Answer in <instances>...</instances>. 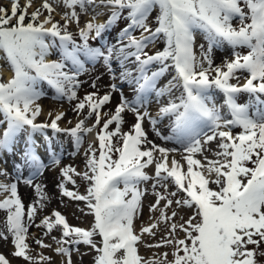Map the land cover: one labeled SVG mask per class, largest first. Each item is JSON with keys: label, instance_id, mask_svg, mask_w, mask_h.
I'll return each instance as SVG.
<instances>
[{"label": "snow or ice", "instance_id": "6c2138e0", "mask_svg": "<svg viewBox=\"0 0 264 264\" xmlns=\"http://www.w3.org/2000/svg\"><path fill=\"white\" fill-rule=\"evenodd\" d=\"M33 2L21 5V0H11L10 7L0 6V59L11 71L7 80L0 75V155L19 157L14 165L16 179L0 182V211L6 213L0 239L11 237L13 254L27 264H50L52 259L43 253L31 255L28 243L29 227L46 199L41 185L33 184L34 177L48 167L37 150V134L45 137V155L51 163L61 162L52 147L53 137L47 135L51 129L69 134L77 148L84 133L95 132V141L84 153L86 170L63 167L64 182L58 185L62 196L86 203L94 223L89 229L72 226L54 211L35 225L44 227L45 235L54 229L61 232L59 239L53 237L54 251L66 257L65 264H72V246L81 244L95 253L93 264H264V0H42L30 12ZM61 7L62 13L57 11ZM157 7L158 26L152 28L148 18ZM89 9L94 15L79 26L80 14ZM101 9L110 13L104 23L96 22ZM125 10L129 23L115 43H108L104 34ZM72 24L79 26V41L69 30ZM198 34L207 45H199V56L195 51ZM158 39L164 40L165 47L149 54L146 49ZM97 40L103 42L93 47L90 41ZM225 44L232 49L231 58L217 65L214 50ZM245 47L247 54L237 51ZM100 61L113 80L132 88L131 100L116 83L102 96L98 92L78 96L86 62ZM169 73L174 74L160 86ZM43 82L55 90L56 98L77 101L73 110L84 119L74 127L61 128L65 113L49 112L48 120L38 123ZM91 86L96 87L95 81ZM214 90L223 94V105L216 104ZM116 91L121 93L120 103L114 112H103ZM241 94H247V102H238ZM153 97L158 105L155 116L146 107ZM225 106L226 114L222 113ZM125 112L135 119L128 131H123ZM93 118V125L86 126ZM165 118L170 134L158 127ZM146 120L160 140L180 147L150 140L143 126ZM234 128L241 131L234 134ZM26 167L31 173L28 178L24 177ZM149 167L154 175L146 171ZM74 176L86 182V194L65 186L66 182L76 184ZM22 179L39 197L27 212L19 194ZM148 181H153L156 196L149 211H159V216L150 217L153 222L137 231L135 221L142 215V198L147 193L140 185ZM169 185L175 191L169 192ZM173 205L190 209L191 215L186 220L180 217L178 223ZM162 223L167 234L146 246L171 247L172 259L168 252L145 258L138 245L145 234L155 237ZM35 244L52 247L41 239ZM0 264L10 261L0 254Z\"/></svg>", "mask_w": 264, "mask_h": 264}, {"label": "rangeland", "instance_id": "374dc122", "mask_svg": "<svg viewBox=\"0 0 264 264\" xmlns=\"http://www.w3.org/2000/svg\"><path fill=\"white\" fill-rule=\"evenodd\" d=\"M36 3L32 6V8L29 9V11H34L37 7L40 6L41 4V0H34ZM26 2V0H21V5H23ZM50 2H53V0H50ZM10 3L11 0H0V6L3 7H10ZM60 9V10H58ZM57 11L58 12H63L64 9L58 8ZM79 10V9H78ZM102 12L104 13V16L106 18L105 21H107L108 16L110 15V13L107 10H103L101 9ZM90 12V10L88 11V13ZM159 9L158 7L155 8L152 13L150 14L149 18H148V23L151 25L152 28H155L157 25L156 23V18L158 15ZM47 14V13H45ZM80 14V25L79 26H83L85 24V22L89 19H87V15H83ZM127 17V10L124 11L123 15L121 16V19L118 21V24L114 27L115 30H113V27L107 31L104 34V40H106L108 43H115L117 36L119 34V32L121 31V29H123L128 23V19ZM55 19L56 20H60L61 16L59 15H55ZM83 19V20H82ZM61 23H63V21H61ZM233 25L234 26H239V22L238 19H234L233 20ZM76 24H72L69 27V30L74 34L75 38L77 39V41H79V36L75 32H78V27ZM136 36L140 35V31L136 30L134 33ZM103 41L97 40V41H90V44L95 47L97 45H99L100 43H102ZM201 43H205L203 39V36L198 34L197 35V39H196V47H195V51L197 56H199L200 54V49H199V45ZM165 47V43L163 39H158L155 44L153 46H149L148 49H146L149 54H154L156 51L162 50ZM237 51L241 52V54H247V52L249 51V49L245 48H239L237 49ZM231 54H232V49L230 46H228L227 44H225L223 47L214 50V61L217 65L221 64V62L223 61V59L225 57L227 58H231ZM3 56V53H0V57ZM55 59H57V56H54ZM4 60L0 59V65H3ZM6 64V63H5ZM114 67H117L114 64ZM118 68H117V74H118ZM1 74V73H0ZM174 73H169L166 74L165 77H163L160 81H159V85L162 86L163 84L167 83V81L169 79H171V75H173ZM2 78L5 80H7V78L3 75ZM243 75H247V73H244ZM79 80L82 82L79 89H78V96L80 98H83L87 93L90 92H98L101 96L104 95L106 92L110 91V85L112 83H116L118 87H122L123 88V94L125 96H127L130 100L134 97V92L132 90L131 87L127 86L126 84H123L119 79L113 80L111 78V75L108 71V69L103 65V62H86V71H84L83 73H81V75L79 76ZM93 81H95L96 83V87L93 88L91 85L93 83ZM233 83H236V80L232 81ZM241 83H243V80L241 79L240 81ZM41 91L43 92V96L41 97V99L37 102L42 109H49V111L55 110L56 108H63L61 109L60 112H64L65 116L64 118L59 122L60 127L61 128H71L74 127L75 124L80 120V119H84V116L80 115L78 116L77 113L73 110L74 105L76 104L77 101H67V99H58L56 98V93L55 90L53 88H51L49 85H47L46 82H43L40 85ZM175 95H179V92L176 91ZM213 95L215 98V102L218 106L223 105V101H224V96L222 93H220L218 90H214L213 91ZM240 99L243 103L247 102L249 98H247L245 96V94H241ZM264 98V97H262ZM167 98H165L166 100ZM121 100V93L119 91L113 92L112 93V100L109 104L104 106L103 112L106 113H111L114 112L115 107L117 106V104L120 103ZM147 110L150 111V113L155 116L157 111H158V105L155 102V98H152V102L150 104H148L147 106ZM224 108V107H223ZM222 108V113H227L223 110ZM86 111V110H85ZM56 114V113H55ZM45 115V112L43 111L42 114L37 118V122L41 123V122H45L48 120V117L46 116H42ZM124 118H125V124L123 125V131H128L130 129V126L135 122L134 119V115L131 112H125L124 113ZM69 121H71V123H69ZM94 122V118L93 119H88L86 121V126H92ZM144 129L145 131L148 133V138L150 140L155 141L157 144H161L164 147H169V148H179L180 146L175 144L174 142H165L160 140L155 133L152 131L151 125L149 124V122L146 120L144 122ZM115 125L110 126V128H114ZM158 127L160 128L161 132L165 133V134H170V122L167 118H165L163 121H161L160 125H158ZM241 131L240 128H234L233 132L234 134H238ZM0 132H2V129H0ZM47 135L52 136L53 137V144L52 147L55 148L57 150V152L59 153V145L61 144V141H63V137H62V133H53L51 131V129L47 130ZM84 139L82 144L79 146V148H77V146L75 145V141L74 138L71 137L69 134L65 133V138H66V145H67V150L62 153L60 152V157H61V162L60 165H62L61 167L63 168V166H72L74 167L78 172H83L86 170L85 167V155L84 153L87 151L88 146L90 143H93L95 141V138L92 136H88V133H84L83 134ZM39 137V141L38 142V152H40L42 154V157L45 159V163L49 166H53L54 164L51 163V161L47 158V155H45V147H44V141H45V137L37 134L36 138ZM64 146V144L62 145ZM211 147L213 149H215L216 147V143L213 142ZM6 155V156H5ZM2 155H0V169L2 171H7L8 175H0V182H8V183H12L15 179H16V173H15V169H14V165L16 164V162H18L19 157L13 158L12 156H10L8 153L3 154V157H1ZM9 157V158H8ZM177 158L179 159V155L177 154ZM3 159V160H2ZM11 161H13L11 163ZM8 163V165L5 164ZM11 165H10V164ZM4 164V165H3ZM10 167H6L9 166ZM5 166V167H4ZM56 166V165H55ZM4 167V168H3ZM11 167L12 170H11ZM54 167V166H53ZM59 168V176L61 177V182L59 184H61L62 182H64V178L61 175V169ZM5 169V170H4ZM8 169V170H7ZM11 170V171H10ZM146 171L148 172L149 175H154V168L149 167L148 169H146ZM12 173V174H11ZM14 173V174H13ZM29 175H25V178H28L31 173H28ZM14 176V177H13ZM40 175H36L34 177V181L37 180L36 178H39ZM10 177V178H9ZM14 180H13V179ZM76 180V184L73 185L71 182H66L65 186L68 188V190L70 191H78L80 194H86V182L83 181L81 179V177L78 176H74L73 177ZM3 179V180H2ZM5 180V181H4ZM23 181V180H22ZM7 183V184H8ZM153 181H148L146 183H142L140 185L141 189H147V193L143 196L142 198V204H143V212L142 215L139 217V219H137L135 221V225H136V229L137 231H139V228L141 225H146L148 223L153 222L150 217H158L159 216V211L152 213L149 211V207L152 203H154L156 196L153 195L152 192V185ZM55 184H57L56 180H55ZM54 184V189H55V193L57 194V198L55 202L51 205H44V207L40 208V210L38 209L37 211V217L34 218L33 225H31L29 227V234L31 235L33 233V231H35V225L40 223V220H42V218L47 217V216H51L52 213L54 212L55 209H58L60 211H63L64 214L66 216L71 214V220H69L70 225L72 226H76V227H81V228H85V229H89L92 224L94 223V216L89 214V210L86 207V203L83 201H77V200H73L71 198L62 196L61 194V189L58 187L59 184L55 185ZM211 187L215 188V185H211ZM158 191H164L163 189H158ZM168 191H175V188L172 185H169ZM4 195H7V193H5ZM183 196V194H179L176 198H181ZM2 196H0L1 199ZM3 199V197H2ZM25 204V208H26V212L28 210V206ZM163 205V202H161V206ZM76 206V207H75ZM28 207V208H27ZM73 208H79L77 210H73L70 211L69 209ZM42 209V210H41ZM65 210V211H64ZM171 210H177L179 215L177 217V222H182L180 220V217H183L185 220L188 218V216L191 215V210L184 208V209H177L175 205H173V209ZM169 210V214L170 211ZM78 212V213H77ZM78 215V216H77ZM1 217V216H0ZM6 219V216H4ZM4 217L2 216L0 218L1 221H5ZM69 218V217H68ZM78 218V219H77ZM36 219V220H35ZM25 220H27V217H25ZM39 221V222H38ZM74 221V222H73ZM4 224L3 222L0 223V229L4 228ZM166 225L165 224H161L159 230L157 231V234L155 237H151L148 236L147 234H145L144 238H143V242L140 243L138 245L139 247V254L144 256L145 258H152L153 254L155 253H164V252H168L169 253V259H172V249L171 247H161L159 249L157 248H149L146 245L147 244H154L156 242H158L161 237L165 236L166 233ZM38 232H34V234L32 235H37L35 237H30V235H28V243L29 245L32 244L30 246L31 248V255L35 256V257H39V255L41 253H43V255L51 257V262L50 264H65L66 261V257L62 256V255H58L54 249L57 246L56 242L53 240V237H56L57 239H59L61 237V232L58 229H54L50 234L45 235L46 229L45 228H41L40 230L37 229ZM43 234V235H42ZM180 238H183L184 234L182 232L178 233ZM43 237V238H42ZM41 239L44 241V243L46 244H50L53 247L51 248H42L40 246H38L37 244H35V240L36 239ZM96 240H99L100 237H95ZM31 242V243H30ZM73 250H72V254H71V259H72V264H93V257L95 255V253L93 251H91L87 246L81 244L79 246H72ZM76 247L79 248V251H76ZM0 251L2 253V255H6V258L10 260V262L13 260L15 262V264H27L26 261H24L22 258H17L13 253H14V245L11 244V237L9 236V238L7 240L4 239H0ZM82 254H84L82 256ZM12 261V262H13Z\"/></svg>", "mask_w": 264, "mask_h": 264}, {"label": "bare ground", "instance_id": "6f19581e", "mask_svg": "<svg viewBox=\"0 0 264 264\" xmlns=\"http://www.w3.org/2000/svg\"><path fill=\"white\" fill-rule=\"evenodd\" d=\"M38 1V0H37ZM42 1V0H41ZM39 2V1H38ZM36 2L34 1L33 2V5L35 4ZM58 10H60V9H58ZM90 10V12L88 13H81V14H83V15H87V19H91L92 18V16L94 15V13L91 11V9H89ZM79 11V10H78ZM101 11V10H100ZM104 13L105 12H102V14L101 15H99L97 18H96V22H98V23H104L105 22V20H106V18H105V16H104ZM83 15H82V18H83ZM60 16V15H59ZM81 20V19H80ZM83 20V19H82ZM81 23V22H80ZM1 53V52H0ZM49 59H55V57L54 56H50L49 57ZM0 73L1 74H3L7 79L8 78H10V76H11V71H10V69H9V66L7 65V64H5V63H3V65H0ZM0 74V75H1ZM6 80V79H5ZM61 109H63V108H56L55 110H52V111H49V109H47V110H45V109H43V111L45 112V115H42L43 117L45 116H47L48 117V113L49 112H52V113H59L60 111H61ZM89 136H92V137H95V132H93V133H89ZM62 137H63V141H61V144L63 145L64 144V146H62V145H59L58 146V148H59V153L60 152H64V150L66 151L67 150V145H66V143H65V141H66V138H65V133H63L62 132ZM169 148V147H168ZM5 154V153H4ZM6 156V155H5ZM1 157H3V155L1 156ZM9 158V157H8ZM3 160V159H2ZM1 161V160H0ZM13 161H11V163H12ZM17 163V162H16ZM5 164H6V162H5ZM10 164V163H9ZM4 165V164H3ZM6 165H8V163L6 164ZM11 165V164H10ZM10 165L9 166H6V167H10ZM50 164H48V167H46L44 170H43V174L42 175H40L39 176V178H36L37 180H33V184H39V185H41V187H42V191L44 192V194H45V196H46V199L43 201V204L44 205H51V204H53L54 202H55V200L57 199L58 200V198H57V194L54 192L55 191V189H54V184H55V180H56V182H57V184H59L62 180H61V177L58 175L59 174V171H60V167L62 166V165H56L55 166V164L53 165V166H49ZM1 166V165H0ZM5 167V166H4ZM3 167V168H4ZM64 167V166H63ZM12 168L13 167H11V170H12ZM62 168V167H61ZM5 170V169H4ZM8 170V169H7ZM10 170V171H11ZM0 172H3L1 169H0ZM16 173V172H15ZM28 173H30V170L26 167L25 169H24V177H25V175H29ZM12 174V173H11ZM14 174V173H13ZM14 177V176H13ZM10 178V177H9ZM13 179V178H12ZM3 180V179H2ZM14 180V179H13ZM23 180V179H22ZM20 181V183H19V194H20V196H21V198H22V201H23V203L25 202L26 203V205L28 206V207H30L32 204H34V203H36L37 202V200L39 199V197H38V195H37V193L35 192V189L32 187V186H29V185H27V184H25L23 181ZM61 180V181H60ZM5 181V180H4ZM6 184L8 183V182H5ZM57 184H55V185H57ZM3 197V196H2ZM2 197H1V199H2ZM27 207V208H28ZM44 207V206H43ZM76 207V206H75ZM38 209L40 210V208L38 207ZM77 209H79V208H76V209H73V208H70L69 210L70 211H72L73 212V210H77ZM42 210V209H41ZM78 213V212H77ZM0 216L2 217H4V216H6V213L5 212H3V211H0ZM78 216V215H77ZM0 217V218H1ZM27 217V216H26ZM35 217H37V215L35 216ZM67 217H69L68 219L70 220V221H72L71 220V214L70 215H68ZM4 219H5V217H4ZM43 219V218H42ZM78 219V218H77ZM36 220V219H35ZM41 221V220H40ZM1 222H3V223H5V221H1L0 220V223ZM26 222H27V220H26ZM35 222V221H34ZM39 222V221H38ZM74 222V221H73ZM39 224V223H38ZM32 225H33V223H32ZM43 229L44 227H40V228H37V227H35V231H33V233L32 234H34V232L36 233V232H38L37 231V229ZM45 232V231H44ZM30 235V234H28V235H30V237L32 236V237H35V236H37V235ZM52 234V233H51ZM43 235V234H42ZM43 238V237H42ZM40 239V238H39ZM31 243V242H30ZM11 244H12V242H11ZM13 245V244H12ZM32 244H30V246H31ZM53 247V246H52ZM0 253H2L1 251H0ZM2 254H4V253H2ZM5 257H6V255H5ZM9 260V259H8ZM10 261V260H9ZM13 261V260H12ZM10 262V264H15V262L13 261V262Z\"/></svg>", "mask_w": 264, "mask_h": 264}]
</instances>
